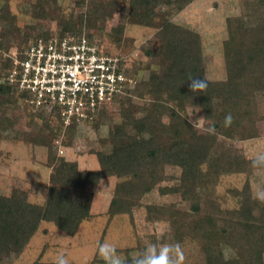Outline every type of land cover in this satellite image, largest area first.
I'll return each mask as SVG.
<instances>
[{
	"label": "trees",
	"instance_id": "16d2710c",
	"mask_svg": "<svg viewBox=\"0 0 264 264\" xmlns=\"http://www.w3.org/2000/svg\"><path fill=\"white\" fill-rule=\"evenodd\" d=\"M192 1L129 0L132 23L159 25L158 58L164 70L154 80H141L125 63L126 72L134 77L135 83L124 87L114 103L122 105L135 97L147 96L146 112L140 117L130 114L109 128L112 138L127 142L111 151H94L97 168H80L76 159L52 165L53 154H62L63 146H71V137L79 126L62 129L59 124L56 127L49 114L33 112L22 99L24 94L20 97L16 85L7 78L12 59L1 52L9 53L13 49H5L4 44L13 42L17 25L13 22L1 29L0 102L9 105L20 100L32 115L45 118V129L53 137H59L54 140L58 152L53 150L52 139L46 145V163L51 170L42 203L31 201L28 192L18 187L10 194L0 193V254H4L3 259L12 255L18 257L39 230L47 232L48 225L64 235H76L82 223L95 217L92 211L94 193L90 187L97 186L105 178L117 179L106 209L108 219L116 214L132 213L139 200L158 183L177 178L165 173V166L171 165L181 169L180 184L164 186L161 192L179 194L188 202L189 209L181 212L175 203L150 204L146 208L149 218L170 223L176 245L183 252L180 264H264V198H253L249 185L235 188L231 191L239 197V205L229 209L215 200L205 199L198 190L204 171L215 182L222 174L264 169V166L253 164L256 158L247 159L235 145L219 142L222 137L258 136L255 125L257 97L264 95V0H252L241 15L227 19L228 36L223 42L227 75L224 80L217 81L205 76L200 34L171 22L159 10L161 6L178 10ZM7 7L5 5L7 14H2L3 18L8 15ZM100 9L99 4L93 7L95 21L100 18ZM159 15H162L161 21H156ZM83 24V19L77 26L68 20L56 33L80 35ZM53 33L48 29L34 35L23 32L17 53L37 37H49ZM193 76L204 78L208 87L193 94L188 81ZM217 105L222 109L218 110ZM189 106L200 108L209 121L208 138L183 114ZM109 111L103 106L91 123L92 127L98 128ZM229 114L232 121L226 125L225 117ZM212 153L215 157L211 160ZM78 190L82 192L79 196ZM227 246L237 247L241 255L226 256ZM131 264H136V260Z\"/></svg>",
	"mask_w": 264,
	"mask_h": 264
},
{
	"label": "rangeland",
	"instance_id": "374dc122",
	"mask_svg": "<svg viewBox=\"0 0 264 264\" xmlns=\"http://www.w3.org/2000/svg\"><path fill=\"white\" fill-rule=\"evenodd\" d=\"M251 1L193 0L178 10L167 6H161L159 10L171 22L200 34L205 76L210 81H217L224 80L227 75L223 50V42L228 36L227 19L241 15ZM96 4L101 9L98 13L100 18L95 21L92 10ZM5 5H8V15L3 18L2 14L6 13ZM129 13V0H0V31L3 27L16 23L13 42L6 41L4 44L5 49L12 47L11 51L14 53L16 47L22 45L21 37L25 31L28 35L45 29L56 33L68 20H72L77 26L80 19H83V34L112 54L125 55L126 63L130 65L128 68H132L139 79L154 80L164 70L158 58L159 25L132 23ZM162 15L155 20L161 21ZM148 100L147 96L135 97L131 102L122 105L111 104L112 110L102 118V124L98 128L92 127L91 123L79 126L71 137V146L66 147L63 144V153L56 156L53 154L52 165H62L76 159L82 168L98 167L94 151H111L115 146L127 142L125 139L112 138L109 128L130 114L137 117L144 115ZM257 100L258 119L255 125L258 136L244 139L222 137L219 141L225 145H235L247 159L264 154V95L259 94ZM217 106L218 110L222 109L221 105ZM183 114L198 132L208 138L209 121L205 119L200 108L186 107ZM167 119L165 116L164 120ZM51 123L57 127L52 118ZM46 126L45 118L35 113L32 115L20 100L9 105L0 102V193L10 194L14 187H18L26 190L33 202L41 203L45 200V185L51 170V166L46 163V145L59 138L53 137L45 129ZM56 143L54 141L55 152L58 148ZM214 157L215 153H212L210 159ZM164 170L167 175L177 178L158 183L139 200L132 213L116 214L111 219H108L106 209L117 179L105 178L97 186L90 187L94 193L92 211L95 217L85 221L72 238L59 233L60 236L54 226H47L46 236L43 237L44 242L49 244L44 253L45 257L49 254V260H56L63 255L69 264H106L99 249L104 242H110L116 246V252L125 264H131L132 260H137L152 246H155L158 254L161 247L176 245L170 223L149 218L146 208L150 204L175 203L181 212L189 209L188 202L183 201L179 194L162 193L160 189L180 184L181 169L166 165ZM201 177L198 190L205 199L215 200L223 208H237L239 197L233 195L231 190L243 189L246 185H249L253 198H264V169L222 174L215 182L207 171L202 172ZM81 193L80 190L76 191L78 196ZM42 247L43 244L40 246L39 243L31 241L24 252L25 258L18 259L16 255H12L3 259L4 254H0V264H23L24 261L38 256ZM169 255L176 264H180L175 251ZM240 255L237 247L227 246L226 256Z\"/></svg>",
	"mask_w": 264,
	"mask_h": 264
},
{
	"label": "built area",
	"instance_id": "2783aa9c",
	"mask_svg": "<svg viewBox=\"0 0 264 264\" xmlns=\"http://www.w3.org/2000/svg\"><path fill=\"white\" fill-rule=\"evenodd\" d=\"M1 52L12 59L7 78L20 97L62 129L92 123L103 106L111 110L115 97L135 83L125 55L112 54L85 34L53 33L37 37L19 54Z\"/></svg>",
	"mask_w": 264,
	"mask_h": 264
},
{
	"label": "clouds",
	"instance_id": "9594fccd",
	"mask_svg": "<svg viewBox=\"0 0 264 264\" xmlns=\"http://www.w3.org/2000/svg\"><path fill=\"white\" fill-rule=\"evenodd\" d=\"M189 88L193 94L198 91L205 90L208 87V83L204 78L199 76H193L188 80ZM232 121L231 115L225 117V124H230ZM254 165L264 166V154H259L253 161ZM100 253L103 255L106 264H125V261L116 252V246L110 242H104L100 245ZM175 251L177 261L183 258V252L180 250L179 245L163 246L157 250L155 246L149 248L141 258L136 260V264H176L171 258L169 253ZM57 264H69V261L63 255L58 257Z\"/></svg>",
	"mask_w": 264,
	"mask_h": 264
},
{
	"label": "crops",
	"instance_id": "0c3cea01",
	"mask_svg": "<svg viewBox=\"0 0 264 264\" xmlns=\"http://www.w3.org/2000/svg\"><path fill=\"white\" fill-rule=\"evenodd\" d=\"M80 168H82L81 166H80ZM83 168H92V167H83ZM97 168V167H96ZM42 203V202H41ZM108 207V206H107ZM83 224V223H82ZM49 226V225H48ZM81 227V226H80ZM56 231H57V233L59 234H62L61 232H59L57 229H55ZM46 233L47 232H45V231H42V230H40V233H36L35 235H34V237L32 238V240L31 241H34V242H37V243H39L40 244V246L43 244V247L41 248V251H40V254L38 255V256H35V258H33V259H35V260H33V259H30V260H28V261H24V263L23 264H57V260L58 259H56V260H49L50 259V256H49V254L45 257V255H44V253H45V250H46V248L49 246V244L47 243V242H44V239H43V237L44 236H46ZM78 233V232H77ZM76 233V234H77ZM59 234V235H60ZM61 236V235H60ZM63 236V235H62ZM75 236V235H74ZM74 236H69L70 238H72V237H74ZM30 244H31V242H30ZM29 246V245H28ZM27 246V247H28ZM27 249V248H26ZM25 249V250H26ZM25 250L17 257L18 259H20L21 257L22 258H25L24 257V252H25ZM16 261V260H15ZM17 262H19V261H17ZM50 262V263H49ZM20 264V263H19Z\"/></svg>",
	"mask_w": 264,
	"mask_h": 264
}]
</instances>
